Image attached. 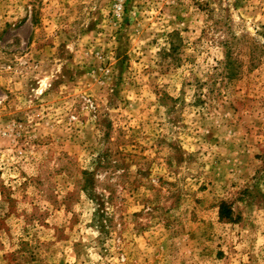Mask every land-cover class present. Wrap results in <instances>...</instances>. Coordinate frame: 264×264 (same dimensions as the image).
Returning <instances> with one entry per match:
<instances>
[{"label": "rangeland", "instance_id": "obj_1", "mask_svg": "<svg viewBox=\"0 0 264 264\" xmlns=\"http://www.w3.org/2000/svg\"><path fill=\"white\" fill-rule=\"evenodd\" d=\"M0 264H264V0H0Z\"/></svg>", "mask_w": 264, "mask_h": 264}]
</instances>
